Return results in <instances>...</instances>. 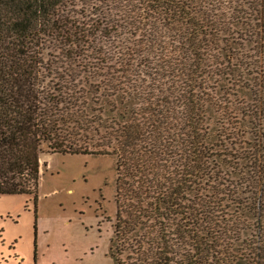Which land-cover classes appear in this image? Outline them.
<instances>
[{
    "label": "trees",
    "instance_id": "obj_1",
    "mask_svg": "<svg viewBox=\"0 0 264 264\" xmlns=\"http://www.w3.org/2000/svg\"><path fill=\"white\" fill-rule=\"evenodd\" d=\"M260 56L264 0H0V195L36 209L42 155L112 157L115 264H175L200 223L187 264H264V142L235 152L215 108L249 83L240 117L264 139Z\"/></svg>",
    "mask_w": 264,
    "mask_h": 264
},
{
    "label": "rangeland",
    "instance_id": "obj_2",
    "mask_svg": "<svg viewBox=\"0 0 264 264\" xmlns=\"http://www.w3.org/2000/svg\"><path fill=\"white\" fill-rule=\"evenodd\" d=\"M249 54L250 52L248 56ZM259 58L256 68L260 78L264 75V56ZM215 78L210 80L214 81ZM222 78L227 80L225 75ZM259 83L260 81L252 85L255 90ZM227 84L225 82V86ZM261 84L264 85V78ZM230 88L231 91H236L231 85ZM250 88L249 83L244 84L243 93L229 98L235 105L219 103L215 107L222 119V130L226 135H236L240 127L245 128L236 138L228 136L230 143L235 147L234 151L244 153V156L258 150L264 142L263 138L254 139V124L240 117V113L244 115L242 110L249 111L257 104L249 93ZM208 91L221 97L220 87L210 86ZM240 101L242 103L238 104ZM181 164L183 161L178 162V165ZM220 176L217 177L215 173L204 180H216L220 183ZM115 178V158L112 157L42 155L36 209L33 199L26 195H0V264H115ZM231 180L237 182V179L232 177ZM222 184L227 183L223 181ZM202 191L200 189L197 198L205 202L208 190L205 189L204 197L200 194ZM232 191L233 189L229 193ZM209 195L211 197V194ZM235 196L240 199L249 196L248 190L241 182L237 184ZM219 198L220 204L217 207L222 208L220 211H223L224 206L228 209L234 206L233 199L226 196L221 198V195ZM195 201L193 193L186 199L179 200L177 213H185L188 209L194 212L193 209L198 207ZM232 220L234 221L235 217H232ZM185 222L191 220L187 221L185 216L179 215L172 219L171 227H175L176 232L180 234ZM199 226L203 228L201 223ZM199 226L193 230L188 226L185 234L190 237L176 239L175 244L179 248H176L175 264H187L186 256L192 251L194 240L203 239L200 237L203 232ZM236 227L234 228L239 230ZM236 240L238 245L241 244L240 237Z\"/></svg>",
    "mask_w": 264,
    "mask_h": 264
},
{
    "label": "crops",
    "instance_id": "obj_3",
    "mask_svg": "<svg viewBox=\"0 0 264 264\" xmlns=\"http://www.w3.org/2000/svg\"><path fill=\"white\" fill-rule=\"evenodd\" d=\"M37 236H38V233H37Z\"/></svg>",
    "mask_w": 264,
    "mask_h": 264
}]
</instances>
